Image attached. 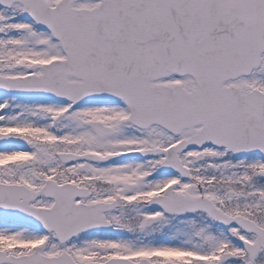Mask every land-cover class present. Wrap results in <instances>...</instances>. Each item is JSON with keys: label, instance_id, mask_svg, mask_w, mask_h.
<instances>
[{"label": "snow or ice", "instance_id": "6c2138e0", "mask_svg": "<svg viewBox=\"0 0 264 264\" xmlns=\"http://www.w3.org/2000/svg\"><path fill=\"white\" fill-rule=\"evenodd\" d=\"M0 264H264V0H0Z\"/></svg>", "mask_w": 264, "mask_h": 264}]
</instances>
